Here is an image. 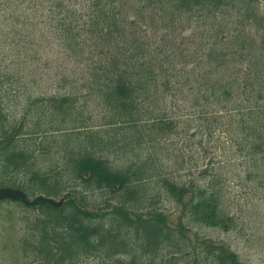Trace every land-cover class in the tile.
<instances>
[{"label": "trees", "instance_id": "1", "mask_svg": "<svg viewBox=\"0 0 264 264\" xmlns=\"http://www.w3.org/2000/svg\"><path fill=\"white\" fill-rule=\"evenodd\" d=\"M257 1L0 0L1 26L15 33L0 90L20 92L18 75L33 81L52 48L57 88L23 93L19 115L0 94V188L64 199L59 209L0 202L7 264L23 254L35 264H245L192 233L229 231L234 219L219 175L201 184L173 176L186 163L170 139L202 149L203 130L223 134L244 168L233 178L264 192ZM92 104L102 113L95 127ZM96 193L106 199L94 204ZM160 197L177 207L175 222L154 207ZM16 210L35 216L16 221Z\"/></svg>", "mask_w": 264, "mask_h": 264}, {"label": "rangeland", "instance_id": "2", "mask_svg": "<svg viewBox=\"0 0 264 264\" xmlns=\"http://www.w3.org/2000/svg\"><path fill=\"white\" fill-rule=\"evenodd\" d=\"M257 7L260 12L264 13V0H258ZM1 23L2 17H0V74H5V64H9V61H5L3 58L12 53L10 48L5 45L12 44V38H15V33L10 31V28H3ZM52 49L50 51L47 49L46 52L41 53L42 55L40 54L37 74L33 81L31 78L23 79L24 76L18 75L22 79L19 85L23 87L20 92L14 90V93H11L13 86L5 84L2 86L0 94L4 96L8 111L13 113V115H19L23 112V93L28 96L29 94L37 95L41 93L50 95L56 92L57 88L52 83V77L56 74V64L52 61L55 49ZM35 68L36 64L34 63L30 69L33 71ZM60 69H64V65ZM9 94H12L11 99H7ZM88 110L91 121H93L89 122V124L95 127L99 124L102 113L93 104L89 106ZM193 130L195 129L189 132L188 137L193 133ZM202 132L204 133L201 139L202 149H196L188 138L170 139L174 148L182 150L181 155L183 154L186 163L184 171L175 173L173 176H176L178 181L185 180L186 182L201 184L207 175H219L228 213L234 219V228L229 231L201 228L198 230L194 229L192 233L197 232L200 236L228 245L245 264H264V192L255 190L252 185L242 184L233 178L234 175L240 174L244 168L235 153L236 149L229 144L223 134L215 133L209 136L204 130ZM193 140L196 142L198 138ZM156 149L157 151L161 149V143L156 145ZM205 169L207 173L203 175L201 172ZM33 197L35 196H31V198ZM104 199H106V196L99 193L90 197V201L94 204L101 203ZM154 207L163 210L173 222L179 217L175 204L168 201L165 202L161 200V197L157 200ZM16 213L14 214L16 221H23L24 218L31 219L35 216L31 211L22 213L16 210ZM3 214L0 212V264H7L9 252L3 248L4 243L2 241L4 229L6 228ZM28 255L23 254L21 256V264H35ZM77 264L100 263L95 259H81Z\"/></svg>", "mask_w": 264, "mask_h": 264}, {"label": "water", "instance_id": "3", "mask_svg": "<svg viewBox=\"0 0 264 264\" xmlns=\"http://www.w3.org/2000/svg\"><path fill=\"white\" fill-rule=\"evenodd\" d=\"M19 203L27 208H37L39 206H47L53 209H59L64 203V199L55 200L38 195L33 198L29 197L25 192L19 189L3 187L0 188V202Z\"/></svg>", "mask_w": 264, "mask_h": 264}]
</instances>
